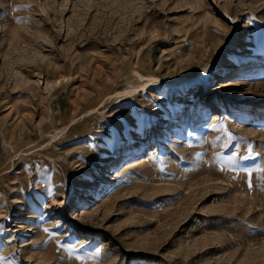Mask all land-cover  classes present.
I'll list each match as a JSON object with an SVG mask.
<instances>
[{
    "label": "rangeland",
    "instance_id": "374dc122",
    "mask_svg": "<svg viewBox=\"0 0 264 264\" xmlns=\"http://www.w3.org/2000/svg\"><path fill=\"white\" fill-rule=\"evenodd\" d=\"M0 264H264V0H0Z\"/></svg>",
    "mask_w": 264,
    "mask_h": 264
},
{
    "label": "snow or ice",
    "instance_id": "6c2138e0",
    "mask_svg": "<svg viewBox=\"0 0 264 264\" xmlns=\"http://www.w3.org/2000/svg\"><path fill=\"white\" fill-rule=\"evenodd\" d=\"M247 151H248V156H244V157H241L242 160H248L249 157L255 155V156H259L260 153L259 152H256L255 154L253 153V144L252 143H249L247 145ZM229 163L232 164L233 166L235 165V161L232 160L231 158H229ZM223 169H221L222 171ZM248 175L249 177L252 175L251 171L248 172ZM248 187L251 188L252 187V184H251V181H249L248 183ZM48 201L45 202V207H47L48 205ZM45 232L49 231L48 229H44ZM79 258V257H78Z\"/></svg>",
    "mask_w": 264,
    "mask_h": 264
}]
</instances>
